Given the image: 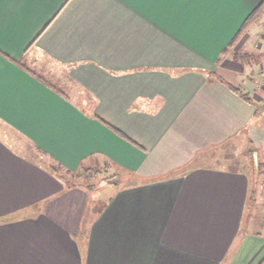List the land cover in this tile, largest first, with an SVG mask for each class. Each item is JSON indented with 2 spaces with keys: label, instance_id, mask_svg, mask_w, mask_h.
<instances>
[{
  "label": "crops",
  "instance_id": "obj_1",
  "mask_svg": "<svg viewBox=\"0 0 264 264\" xmlns=\"http://www.w3.org/2000/svg\"><path fill=\"white\" fill-rule=\"evenodd\" d=\"M263 1L0 0V124L45 161L0 133V264H264L225 152L264 159V9L223 55ZM98 167L126 181L101 208L70 181Z\"/></svg>",
  "mask_w": 264,
  "mask_h": 264
},
{
  "label": "rangeland",
  "instance_id": "obj_2",
  "mask_svg": "<svg viewBox=\"0 0 264 264\" xmlns=\"http://www.w3.org/2000/svg\"><path fill=\"white\" fill-rule=\"evenodd\" d=\"M231 53V51H230ZM241 57V56H240ZM238 58V56H237ZM244 57H242L243 59ZM254 62H256L254 60ZM37 73H39L38 70H35ZM248 71H250V68L248 69ZM41 74V76L48 82H50L51 84H53L56 88L61 89L62 86H59L55 83H52L51 79L48 76H45L43 73H39ZM256 74H254L255 76ZM253 79H256V89L258 91H262L260 89L264 88V71L260 73V75H258V77H253ZM248 95V94H247ZM249 96V95H248ZM250 97V96H249ZM251 98V97H250ZM252 99V98H251ZM259 106V105H258ZM258 111L257 112V116L254 118V122L255 120L258 119L259 116H261L260 114L264 112V103L261 104V106L258 107ZM259 120V119H258ZM0 133L10 142L14 145L15 148H17L18 150H20L21 152H23L24 154L45 162L44 159H41V155H39V153H37L33 146L31 144H29L27 141L23 140L22 138H20L19 136H17L16 134L12 133L10 130H8L7 128H5L2 124H0ZM235 148H226L225 152H227V155H232L234 157H236L238 160L237 161H241L243 164V166H249L250 171H252V176H253V186L252 189L254 191H256L254 198H253V203L252 206L250 208V212L252 215V213L256 214L259 212V214L264 215V159L262 158V153L256 154L257 153V149L252 147L251 145H249V147H245V145L247 146V143L245 141H237V143H235ZM217 151H221L220 148L215 149ZM52 167H55L53 165H50ZM231 166H235V167H239L240 164H236V162H233L231 164ZM81 178H76L73 177L70 178V181L73 183H82V184H86V183H91L92 187H94L92 195L90 196L89 199V203L91 205H95L94 207L98 206L101 208V204L100 202H106L108 200H104L108 198V193L109 191H111V195L117 190L120 191L122 190V188L124 187L126 181L119 176L118 173H114L113 171H111L109 168L107 167H98L97 170L95 171H90L88 176L87 175H82L80 176ZM115 178H117L118 180V184H113L111 183V180H114ZM88 180V181H87ZM104 182V184H103ZM105 206V205H104ZM103 206V207H104ZM101 210V209H100Z\"/></svg>",
  "mask_w": 264,
  "mask_h": 264
},
{
  "label": "trees",
  "instance_id": "obj_3",
  "mask_svg": "<svg viewBox=\"0 0 264 264\" xmlns=\"http://www.w3.org/2000/svg\"><path fill=\"white\" fill-rule=\"evenodd\" d=\"M264 9V1L262 3V5H260L250 16L249 18L245 21V23L243 24L242 28L240 29L239 33L236 35V37L233 39V41L230 43L229 47L223 52V55H227L232 48L235 46V44L239 41V39L241 38V36L247 31V29L254 23H256L259 19V17H261V12ZM7 59H9L10 61L14 62L16 65H18L20 68L26 70L27 72H29L30 74H32L36 79L40 80V81H44L43 77L37 73V72H33L31 69H29L28 67H24L23 65L19 64L17 61L12 60L8 57H6ZM237 58V57H236ZM238 58H240V55H238ZM51 88H56L54 85H50L48 84ZM237 93H239L240 95H242V97L244 99H246L247 101H249L250 103H253L254 101L245 93H243L242 91H240L239 89L233 88ZM111 127V126H110ZM116 133L120 134L122 136L121 133H119L116 129H114L113 127H111ZM256 191H254L253 189L251 190L250 193V198H249V206L248 209L251 208L252 206V201L254 198Z\"/></svg>",
  "mask_w": 264,
  "mask_h": 264
},
{
  "label": "water",
  "instance_id": "obj_4",
  "mask_svg": "<svg viewBox=\"0 0 264 264\" xmlns=\"http://www.w3.org/2000/svg\"><path fill=\"white\" fill-rule=\"evenodd\" d=\"M111 183H113V184H118V180H117V178H115L114 180H111Z\"/></svg>",
  "mask_w": 264,
  "mask_h": 264
}]
</instances>
